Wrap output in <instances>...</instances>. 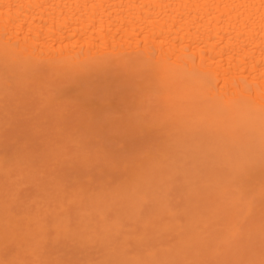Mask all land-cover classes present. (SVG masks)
I'll list each match as a JSON object with an SVG mask.
<instances>
[{"label":"bare ground","instance_id":"1","mask_svg":"<svg viewBox=\"0 0 264 264\" xmlns=\"http://www.w3.org/2000/svg\"><path fill=\"white\" fill-rule=\"evenodd\" d=\"M108 73L113 74V76L115 75L114 76L115 81L116 79L118 80V78H121V77L124 78L125 80L127 79L128 81H130L132 84H131V87L128 86V88H131V92L130 90H127L128 96H124L123 95L124 92L122 95L119 92L120 95L123 97L122 99L119 98L117 100V98L120 97V95L117 96L115 103L116 101H121V103L118 102V104L116 105L113 104L114 102L110 103V93L109 95L105 93V95H108L107 98H109V102L107 101L108 103H104V104L100 103L99 107L96 106L97 109L99 108L98 109L100 110L99 112L101 113L105 109L103 107H107L106 109H108L109 112L115 109H118L120 114L117 113V111L115 110L117 119L114 118V120L118 121V118H119V121L121 122L122 120V122L126 124V127L128 129L129 127L131 129V126L127 124V121H129L130 124L135 125L137 124V121L139 122L141 120H146V121H149L150 124L152 125L154 124L155 126H157V128L159 127V125L165 126L164 128L163 126L160 128L162 131L168 127H171L172 125L173 128H168L164 130L163 132L166 133L165 138H169L170 140H172V143L169 146H170V149L174 148V152H175L174 154L177 157V160H175L176 164H174L177 167L175 166L174 167L179 171L177 172L178 174L180 173L181 179L183 178L181 183L184 184L185 182V185L187 186L184 188L186 192L190 188L189 186H191L193 189L195 188L199 194L201 193V191L205 192L206 197H207L209 193L212 194L213 192L212 190L214 188L215 189L217 188V190H214V193H216L215 201L216 202L218 201V203L224 201L223 203H226V207H224L225 209H223V205L219 204L218 206L217 205L218 203L216 204V202L213 201L214 199L213 198L212 201L209 200L211 201L209 203L212 207L214 206L213 205L214 203H215V206L217 205L216 207L214 206L215 209H213V212L211 213L208 212L209 215L204 214V216L203 214L201 215L202 212L199 215L196 212L197 216L195 215V212H194V217H195L194 219L193 217H191L190 212H188L189 207L187 209L185 205L184 207L187 209V211H185L184 210L185 208H184L183 211L180 212L182 216H184V214L186 216L188 212L187 214L188 217H186L184 223L187 221V218L188 220L189 219L191 220V218L193 220H191L190 223L187 221L189 223V224L185 223V225L187 224L186 225L187 227H185L184 225V227L181 228L182 227L181 221L182 219L184 220V218L183 217L182 218L180 217V219L177 218L178 222L181 220L179 222L180 226H177V227L180 229V232H182L181 229L182 230L186 229V230L180 234V232H178L177 230V227L175 228V221L177 219L174 220L173 225H170L172 223L170 222L171 221L170 220L168 222L170 224L163 226V227L165 226L167 227L163 228L162 226H160L159 229L157 228L156 232L158 233L155 232L157 237L161 233L166 232V230H168V233L172 234L170 232V229H172V227L174 226V229H176L177 232L181 236H186L184 235V232L188 234L187 232V228H188V231L190 234L189 236L188 235L187 236L189 238H191L190 236L192 235L194 239L198 238L197 240H200L201 236H203V238L206 239L207 236H209L210 238L211 235L205 232L207 234L206 236L203 232H204V229L205 231H208L207 229H209V231L210 229H212L213 225L211 222H215V220H217V222L222 221L221 224L220 222L218 223L220 225H223L222 223L223 222L226 223L228 220V222L224 224V227L226 228V230L222 229L223 227L218 225L217 222L214 223L218 227L217 229H214L215 227H213L211 231L217 230V233L212 232L214 236H211V238L212 239L219 238L220 242L222 241L223 243L221 242L222 244H220L218 242V239H217V242L214 239L208 240V241H212V243L213 241H215L216 244L218 243L217 246L216 244H214L215 250L214 248L212 249L213 253L215 252V254L217 255V253L220 250L224 249V248L221 249L220 247L219 248L220 250H219L218 246L220 245L225 246V244H230V245L233 244L234 246L237 245L236 246L237 248L235 247L232 253H228V254L230 255L232 254V258L235 259L233 256L235 255V252L238 251L236 252V255L240 256L237 258L239 264H264V141H261L259 138H252L244 142V144L242 145H233L228 142L226 138V134L223 131V122L220 119L221 113L227 108H229L231 105L236 104V103H240V102L250 103L259 108H264V0H0V103L1 105L4 106L5 102L6 104L7 102L9 103L15 102L14 105L17 106L16 107L17 109H14L12 106L13 104H7V105H11V106H8L7 111L8 110L11 111L12 108H13L12 111L21 109L20 110V114H21L22 111L23 112L25 111L21 108L23 105L25 106L24 108L30 109V106L26 105V102L28 101V98H27L28 96L30 97L29 99H32L34 102L36 101L33 104H38L35 106L34 109L31 107L32 110L30 111V113H32L35 116V114L37 115V112L43 113L44 109H46L45 111L46 115L38 114L40 115L39 117H43V116H48V113H47L48 110H49V113L51 111V114L49 117L52 116L57 120L55 121L57 123L54 124L55 127L59 124V122H61L60 120H62V122H64L63 120L67 118H71V119L73 118V120H75L76 118L77 120H79L80 117L83 118L84 115H86L87 117L86 120L89 119L90 121L91 118L93 119L96 117L94 114L93 115L89 114V113H92L91 111L94 110L93 106H95V104L94 105L91 104L92 102L91 100H89L91 99L89 98V95L91 97L90 92L92 93L95 90V89L93 90L90 89L89 91V88H94V87H91L92 85H90V83L92 84V79L96 76H101L103 80L104 76H106L105 74H108ZM101 77L99 79H101ZM99 79H97L98 82H99ZM124 79H122V81ZM115 81L113 80V83H115ZM128 81H127V84H128ZM125 88L128 89L127 87ZM118 89L119 91L121 90L120 88ZM116 91L117 90L115 89L114 92L116 93ZM70 94L72 95L69 96ZM93 96H94V93H92V97ZM112 97L113 96H111V98ZM111 100L113 101V99ZM99 101L101 102V100ZM94 103H95V100H94ZM6 104H5V107H7ZM101 104H103V106H101ZM108 107H111L113 109L111 108L109 109ZM1 108L3 107L1 106ZM1 108H0V113H1V118H2V117H5L4 114L2 116V113L6 111V108H4L5 110L3 109L4 111ZM102 108L103 110L101 111ZM37 110H40V111H37ZM41 110L43 111L41 112ZM122 110L124 112L123 114H122ZM7 111L6 113L9 114L8 113L9 111L8 112ZM32 111H34L35 114ZM15 112H18V111H15ZM71 113L73 114L75 113L76 116L75 114L72 115ZM20 114L18 113V115ZM23 114H25V112ZM10 115L12 114L10 113ZM38 115L35 117H38ZM121 115L125 116V118L123 117L122 119ZM7 116L8 115H6V118H9V116L8 117ZM27 116H29L30 118V116L32 115L29 114ZM22 119L24 120L23 117ZM100 120L101 119H99V121ZM83 121L81 122L83 123ZM3 122H6V119H4ZM115 125L117 127V124ZM133 125H132L131 131L129 132L131 133V135H132L133 130L136 133L138 132L133 128L136 125L135 126ZM145 125H144V128L142 127V129L146 131V128L148 126L147 124ZM140 126L139 127L137 126V127L141 130ZM123 127H125V125ZM126 127L125 129L123 128L124 131L126 130ZM106 128H107V125H106ZM112 130H113V127H112ZM147 131L148 132L146 133L143 131L145 133V136L147 134L148 135L152 134L150 133L151 131L148 128H147ZM162 131L160 132L156 129V132L160 133V135L159 134L158 135L164 137ZM143 132H142V135L144 134ZM124 133L126 135L127 130ZM152 136L154 137V135ZM161 138L162 137H160L159 139L161 140ZM68 143L70 144V142ZM166 149H163V150H166ZM161 151L162 150L157 151V155H162L161 158L162 157L164 158L163 155H165L166 152L165 151L161 152ZM154 153H153V156H154ZM148 155L150 154H147L146 157L150 159L149 158L150 156L148 157ZM153 156H151V158H153ZM161 158L159 159L161 160ZM143 161H145V159ZM161 161L163 162L164 159H162ZM175 161H173V163ZM164 162H167V161H164ZM144 163H141L140 167ZM154 164L156 167L155 162ZM160 164L161 163L159 162V165ZM135 165L138 166V163H135ZM161 168H162V165H161ZM163 168H166V167L163 166ZM161 170L162 171H159V170L158 171L162 173L164 169H161ZM154 172L156 171L154 170ZM158 175L160 176L161 174H158ZM158 175L156 174L155 176L157 177ZM136 177L135 179H137ZM151 177H150V183H151L150 186L147 185L149 184V182L146 184L147 181L145 183H142L143 185L145 184V188L144 187L143 188H144V191H147L146 193L141 191L142 187L140 185L139 187L137 185L136 190L134 189L137 192L138 191L143 192V193L140 192L141 194L138 195L137 201L133 200L134 203H132V205L133 204L135 205V203L139 201L138 206H137L138 209L133 208L135 206L132 207V205L129 202L123 203L124 201L123 198L125 199L126 197L125 199L126 201L127 195H129L128 193H126L125 197L122 196V194L121 195L118 194V198L116 197V193H114L113 198L116 197L119 202L120 200L122 201L120 203L118 202L120 204V205L118 204V207L115 206L116 208H118V212H119V209L121 210V207H122L121 203L125 204V206L127 205V203H129L131 205V208L133 209V212H135L134 210H136L135 212L136 216L139 215V213L141 212L139 211L141 210V207L139 206L140 203L145 204L144 199H149V198L144 197L145 194H146L145 196H149L147 195V193H150V197L153 198V200H156L157 202V199H156L157 196H155L153 193V196L155 197L154 199V197L151 194L152 193L151 191L153 190H150V191L146 190L147 186L151 187L150 189H155V191L157 189V187L153 188ZM163 177L165 179L166 178L173 179V174L171 175L170 178L167 176V173H166V177L164 175ZM177 179H178L177 177L176 179L174 178L175 181ZM162 181L164 183V180ZM183 184L182 186H185ZM113 188H115V186ZM162 188L164 189V187ZM93 189H95V187ZM97 189L99 188H96V190ZM55 190L56 189H54V195H55ZM74 190L76 189H73V191ZM119 190L120 189H118V191ZM170 190L173 191V188ZM161 191L159 194L157 190V194H159V196L163 194V192ZM63 192L65 194L66 191H63ZM104 193L106 192H102V194ZM91 194H87V195L91 196ZM176 194L177 193H175V196ZM178 194H180V192ZM74 195L76 196V193H74ZM110 195L111 197L113 196L112 194ZM58 196L57 198L59 199V201H61L60 194ZM71 196L72 195H70V197ZM95 196L93 198H95L96 200ZM120 196H122L123 198H121ZM201 196H200V199L203 198ZM111 197H109V200L112 199ZM128 197H130V199H133L131 195H129ZM165 197H166V194H165ZM209 197H211V195ZM51 198H49V200H51ZM116 198L114 199V201H116ZM66 199L67 198H65L64 200ZM71 199H70V202H71ZM182 199L185 200L187 199V197L184 198L182 196ZM207 199L205 200L207 201ZM159 200L161 202L160 198L158 199V201ZM194 200L196 202L195 203L196 205L202 201L201 200L200 202L197 203V200L195 198L193 199V201ZM51 201L48 202L50 203V206L51 204L54 203L53 202L54 200L52 202ZM67 201L68 202L66 204H69L70 202L68 199ZM79 201L81 200L79 199ZM92 201L93 200H91V202ZM111 201L112 200H110V203ZM162 201H165V200H162ZM45 202H43L44 206H45ZM97 202H99L98 198H97ZM165 202L163 203V205L166 206V208L163 205L158 204L163 210L161 211V216L164 211H166L167 213V210L169 211L171 209L170 208L171 206L167 207L166 205L168 203L167 200ZM8 203L10 204L9 201ZM110 203L108 204L110 205ZM63 204L65 205V201ZM204 204L207 205L206 207L210 208V205L208 204V202H205ZM171 205L172 207H174L173 204ZM62 206L63 205L60 204L61 209L59 208L58 209L60 211H62V209L63 211H65L64 208L66 207V205L65 207L63 206L64 208ZM144 206H142L143 210H144ZM219 207L220 208L222 207L221 210ZM204 208L205 207L203 206V209ZM217 208H219V210ZM126 209L127 207L123 208L122 210V214H124V216L126 215L125 213H127ZM155 209L157 210V208ZM35 210H39L38 206L35 207ZM68 210L69 209H67V212L71 214V211L69 212ZM74 210H76V208ZM205 210L207 212L208 209L205 208ZM214 210L216 211L218 210V212ZM137 211H138V214H137ZM184 211L186 213H184ZM5 212H7L6 209H5ZM32 212L33 210L30 212V216L33 215ZM79 212H81V210H79ZM133 212L130 213L129 211L130 214H133ZM147 212H148V208H147ZM157 212L159 213V216H160V211H157ZM171 212L172 210L169 211L168 213L170 214ZM220 212H221V216L219 215ZM222 212H224V214ZM37 213L39 214V211ZM141 213L143 214V212ZM225 213L226 214L229 213V215H226ZM27 214L29 216V212ZM64 214L66 215V213ZM83 214L85 215L84 212L79 214V217L80 215H82L83 217L81 219L84 221L85 218ZM109 214L110 212L107 214L109 217L110 215L112 216V214L110 215ZM61 215H62V212H61ZM61 215L59 216L58 214L59 219L60 217L63 218ZM103 215H104V212H99L97 215L98 219H96L97 216H95L96 217L95 219L97 221L94 219L95 220L94 222H92L93 219L90 220L88 218L87 221L85 220V222L78 221L76 223L78 224H80L81 222L84 223L83 227L86 230L91 231L89 232L90 235L88 234L87 236L88 241H92L91 243L95 244V241L97 239L101 241V239L104 238V241L102 240L101 243H102V246L105 245L106 247V244L108 243V239H110V238L105 239L107 231H110V228H113V231L111 229L113 233L111 234V231H110L109 233H107V236H112L114 234V237H115V233L118 230V228L119 230H121L122 227L126 228V225L124 224L125 226H121L120 228L121 220L119 222L116 221L118 220L117 218L119 217H116V220L114 219V221L111 219L112 220V222L110 221L111 223L109 221L108 223L107 222L105 223L106 218L104 219L105 216ZM174 215H176V211L174 212ZM16 216H19V215H16ZM28 216H27V220H29V222H32L30 221ZM40 216H42L41 213H40ZM72 216L73 215L71 214V217ZM140 216L139 217L137 216V218L140 219ZM145 216L147 215L145 214ZM159 216L157 214L156 218H158ZM232 216L234 218L239 217L240 224L238 223L239 224V225L237 224L238 226H236V221H234ZM90 217L93 218L94 215L92 216L90 215ZM19 218L21 217L20 216L18 217V221H17L18 223L20 220ZM49 218L51 221L50 223L51 225L52 223H54L52 221L56 220L55 219L56 217H54V220H53V218H51V215H50ZM49 218L47 219L46 217L42 220L40 219V222L42 221L44 222L45 220L47 221L49 220ZM160 218H158L160 221L162 220L164 221L165 218L170 219L171 217L170 218L164 217V214H163L162 220ZM210 219L212 220L210 221ZM24 220H25V223L27 224L26 219ZM125 220L127 221L128 219L125 218ZM148 220H149L148 222H152L156 219L154 217L153 219L151 220L148 219ZM57 221L56 223H59V221L58 222ZM90 221L92 222L93 226L97 225L96 222H98L97 226L99 227V230L98 229L92 230V227H90V225L87 227L86 224L88 225ZM132 221L133 223L134 221L137 222L135 219H133ZM209 221L211 223L210 226H212L211 228H209V225L207 224L209 223ZM17 222H14V223H17ZM35 222L37 223V220L33 221L34 224ZM40 222L38 223L39 225H40ZM122 222H123V219H122ZM141 222L142 221L140 220L139 223L141 224ZM2 223L3 224L6 223L8 228L10 229L8 222L4 221ZM65 223H66L65 225H67V222ZM117 223H119V225H117ZM11 224L12 223H10V225ZM149 224L150 223H148V227L149 226L152 227V224L150 225ZM158 224L157 226H159ZM21 225L25 228L29 226L31 228L32 226V224L29 226L28 225L24 226V223L22 222H21ZM21 225L14 224L13 226H11V227H14L15 229L16 237L17 236L19 237L20 233L19 235H17L19 231L16 232L17 229L15 227L18 228V226H20L21 228L22 227ZM39 225L38 227L36 225L35 227L32 226L33 228H35L34 230L37 231V233L34 231V233H36L35 234L36 236L33 235L34 237H37V235H40L38 233H41L42 231H43L41 233L42 235L43 233H45L44 232L45 228L42 229L43 225L42 227H40L41 229L39 228ZM65 225H62L63 227H61L60 225V228H59L61 232L63 233H60L58 228H57L58 230L55 229L56 236L58 235L59 237L61 235L62 239L66 233L65 231L69 229L68 226H66V229H65ZM109 225L112 227L109 228ZM188 225L191 226L190 227L191 230H189ZM47 226L48 224H46V227ZM133 226L135 227L136 225H131L130 228H134ZM200 226H201V229L202 227L205 226L202 229L203 231L200 230ZM142 227H143L142 235L143 234L148 235L149 233L145 232V231L148 232V230L145 229L144 225H142ZM36 228L40 229L41 231ZM54 228L52 227V229ZM61 228L62 229L64 228V229L62 230ZM125 228L123 230L127 231L125 230ZM135 228H134L135 231L139 230L137 227ZM139 228L141 230V227ZM162 228L164 231L163 230L160 231V229ZM2 229H0L1 235H2V238L0 235V240H1V243L4 244L3 242L7 239H5L6 237L3 235L6 232V230L8 231L9 229H6L4 233L2 232L3 231ZM198 229L200 231L196 232ZM221 229L223 233L224 232L225 233L224 234L222 233L223 237L220 238L219 235L221 233H219L218 235V231H221ZM94 230H96V232L97 231L101 232L102 230V233L104 232L105 234H103V237L100 239V237L102 236V233L101 234L99 233L100 237H98V235L95 236L93 235V234H96ZM22 231H24V229H22ZM57 231L59 232V234H57L58 233ZM79 231H82V230L79 229ZM137 231H136V234L139 236L138 237L136 235L137 239L139 238L140 241L141 240L143 241V243L145 241L146 243L149 242L147 237L144 238V235L140 236L139 234L141 232L138 234L139 231L138 232ZM52 232L54 233V231ZM69 232H71V230ZM118 232L116 236H118ZM21 233H24V232H21ZM71 233H73V231ZM121 233L123 232L120 231V234ZM133 233L134 232L132 233L130 232V234L128 233V235L131 236V234L133 235ZM215 233L217 234V237ZM5 235L8 236V233L7 234L5 233ZM125 235L123 234L124 239H122L121 241L123 243V246H124V243H126L125 240L128 239V237H125ZM92 236L95 238H93ZM162 236H163L162 237V240H163L164 235L162 234ZM173 236L174 234L172 235L171 240H173L172 239ZM181 236H179L178 239L181 238L180 239L181 241L180 240L179 241L181 242V249H182L183 247L182 243L184 242V240L182 239ZM114 237L112 236V238ZM120 237H117V240H119L118 238ZM133 237H135V235L132 236L131 239H134ZM140 237H143V239ZM153 238H156V236ZM58 239L59 238H57L56 240ZM93 239H96V240H93ZM225 239L227 243L225 242ZM67 240H70V239H67ZM159 240L161 241V238ZM134 241L136 242L135 239ZM153 241H151V244L153 243ZM185 241L188 242L189 241L188 238L185 239ZM121 242L119 243L121 244ZM127 242L129 243V241ZM141 242L140 243L138 242V245L139 244L142 245L143 243ZM180 242L177 244H180ZM1 243L0 245L2 246ZM194 243L195 242H191V244H194ZM191 244L189 242L190 248H191ZM126 245L127 244H125V247ZM176 245L174 247H176ZM84 246L86 247V245ZM123 246L121 247L122 252L118 249L121 254H119L117 250V254L119 256L121 255L120 257L117 256L116 253L114 254V251H112L113 253L111 252L116 257L115 259L117 261L114 260L115 263L117 262L116 264H119V263L130 264V262L128 260H126L127 261L126 262L124 258L125 256L129 257L131 255H128V253H126L127 255H125L124 253L125 250L123 251L124 249ZM205 246H204V249L206 248ZM8 247H9V244H8ZM156 247L158 249L159 247L162 248L163 244L162 246L160 244V246H156ZM172 247L170 246L168 248L165 245L161 252L157 251V253H160V255L154 254L153 251H151V249L149 248L150 251H148V254H146L147 252L145 253L144 251L143 257H140L139 255L138 256L139 258L138 257L135 258V256L133 255L132 259H136V260H134L132 264H178L179 260L177 261L176 257L174 258L172 257L171 254L168 253V252H173V250L171 249ZM198 247H201V246L199 245ZM110 249H112V247ZM150 252L151 254H149ZM179 252H180L179 254L180 256L183 255L181 254V251ZM185 252L186 251H184L183 253ZM195 252L196 251H193L192 254L194 255ZM108 253L110 255V252ZM208 253H209V250H208ZM176 254L178 255V253ZM205 254H207L206 251L203 256H205ZM122 255L124 258L122 257ZM136 256H137V253H136ZM24 257H27V256H24ZM24 257L22 259L26 260ZM117 257L120 260H118ZM1 258H0V261L1 260L3 261V259ZM20 258L17 260L19 261ZM218 258H221V257H218ZM37 259L38 257L37 258L34 257L35 261ZM101 260H99L98 263H101L100 262ZM197 260H199L198 257H197ZM11 261L13 260L11 259ZM27 261H29V258ZM183 262L185 261L183 260ZM19 263L21 264V261ZM14 264H16V261ZM27 264H30V263H27ZM31 264H33V262ZM45 264H47V262ZM183 264H186V263H183ZM222 264H225V263H222ZM229 264H233V262Z\"/></svg>","mask_w":264,"mask_h":264},{"label":"rangeland","instance_id":"2","mask_svg":"<svg viewBox=\"0 0 264 264\" xmlns=\"http://www.w3.org/2000/svg\"><path fill=\"white\" fill-rule=\"evenodd\" d=\"M110 74L109 73L105 74L106 76H104L103 80H102L101 76H96V77H94L95 79L91 78L92 79V84L90 83V85H92L91 87H94V88H89V87L88 88H89V91H90V89H92V90L95 89V90L92 92V93H94V96L92 97V93L90 92L91 97L89 95V98H91V99H89V98L88 99L91 100L92 103L91 102L90 103L93 104V105L95 104V106H93L94 110L91 111L92 113H89V114L90 115L94 114L96 117L92 119L91 116H90V118H91L90 121H89V119L86 120L87 117H86V115L83 114L84 117L83 118L80 117L79 120H77L76 118H75V120H73V118L72 119L71 118H67V119L63 120L64 122H62V120H60L61 122H59V124L57 125L58 127L57 126L55 127L54 124L57 123V122H55L57 120L54 117H52V116H51L52 118L49 117L50 114H51V111L49 113V110H48V112H47L48 116H43L42 115L43 117H39L40 115H38V114L46 115V112H45L46 109H44V111L41 110V112L43 111V113H40V112L38 113L37 112L38 117H35L37 115L35 114L34 111H32V112L35 114V116L32 113H30L32 108L34 109L35 106L38 105V104H33L36 101L34 102L32 99H29L30 97H28V96H27L28 101L26 102V105H29L30 109L29 108H24L25 107L24 105L21 107L23 110H25L24 111L25 114H23L24 113L23 111L20 114V110L21 109L12 111L13 108L17 109L16 108L17 106L14 105L15 102H11V103L7 102V104H13L12 105L13 108H12L11 111L8 110L9 112L7 111V108H8V106H11V105H7L6 102H5V104L7 106V107H5L4 103H2V104H4V106L1 105V103H0V105L3 107V108H1V106H0V108L2 110L4 108H6V111L9 113V114H7L6 111H4L5 110L4 109L3 110L4 113H2V116L4 114L5 117H2V118H1V113H0V210L2 212V213L0 212V218L2 217L0 219V224H1L0 225V229H2L4 227L2 229L3 233H4V231L6 229H9L6 223H4V224L2 223L4 221L8 222V225L10 226V229H9L10 231L6 230V232H5L6 234L8 233V236L5 235V233L3 235V236L6 237V238L5 237L4 238L7 239V240H5V241L2 240V241H4L3 242L4 244H2L1 240H0V243L2 244V246L0 245L1 246L0 247V256L2 258L1 257L0 258L3 259V261L1 260L0 263L1 264H4V263L5 264H14L15 261H16V264L17 263L20 264L19 262L21 261V264H25V263L26 264L27 263L31 264L32 262H33V264H36V263L37 264H45L46 262H47V264H51V263L52 264H85V263H87V264H91V263H93V264H103V263L104 264H107V263L108 264H116L117 262L116 263L114 262V260H116L115 259L116 257H115V255L112 254L113 253L112 251H114V254L116 253V255L119 256L117 254V250L119 249L121 251V247L123 246V243L121 241H122V239H124L123 238V234L125 235V233H126L125 237H128V239L125 240L126 243H124L123 251L125 250V252H124L125 255H127L126 253H128V255H131L132 257L131 256H129V257L125 256V258H124L123 255H122V257L125 259V261L128 260L130 262V264H132L133 261L136 260V259H132L133 255L135 256V258L138 257L139 255H140V257H143L144 256V251H145V253L147 252L146 254H148V251H150L149 248L151 249V251H153L154 254L160 255V253H157V251L161 252L165 245L168 248L170 246L172 247V245H173V247L171 248L173 250V252H168V253L171 254L172 257H174V258L176 257L177 261L179 260L178 264L179 263L180 264H183V263H186V264H222V263L229 264V263H232V262H233V264H235V263L239 264L237 258L240 257V256L236 255V252H238V251H236L235 255L233 256L235 259L232 258V254L231 255L228 254V253H232L233 249H235V247L237 245L236 246H234L233 244L232 245L225 244V246L220 245L223 242L221 241L222 242L221 243L220 239L216 238L217 237V234H216L217 230L216 231L215 230L211 231L213 229V227H215L214 229H217V227H218L216 224H214V223L217 222V220H215V222H211L213 227L210 226L211 225L210 221L213 218L210 219L209 223H207L209 225V228L212 227V229H210V231H209V229H207L208 231H205V229H204L203 233L206 236H207V234H209L211 236H214L213 233L216 232L215 233V235H216L215 238L216 239H214V238L213 239L216 242H217V239H218V242L220 243L219 244L220 246H218V249L220 247H221V249L224 248L222 250L219 249L220 250L219 252L217 251L219 254L217 253V255H216L215 252L213 253V251H212L213 248L215 250L214 244H216V242L213 241V243H212V241H208V240H213L211 238V236H210V238H209V236H207V238H209V239H207V238L205 239V238H203V236H201L200 240H197L198 238L194 239V237H192V235L190 236L191 238H189L188 236H189L190 233L188 231V228H187L188 234L186 232H184V235H186V236L188 235L187 236V238L189 240L188 242L185 241V239H187L186 236H181L180 235L183 231L186 230V229L185 230L181 229L182 232H180V229L177 227V226H180L179 222L181 220L178 222V219H180V217L184 218V220L182 219V221H181V223H182L181 224L182 225L181 228H183L185 223H188V222L190 223L191 220H193L195 218L194 217V212H195L196 216H197V213L199 215L201 212H202L201 215L203 214V216H204V214L205 215L208 214V212H210V213L213 212V209H215L214 208L215 203L213 204L214 206L212 207L209 202H211L213 198H214L213 201H215V197H216L215 194L216 193H214V190H217V188L216 189L214 188L212 190L213 191L212 194H214V195L209 193L207 195V197H206L205 192L201 191V193L199 194L196 191V189L195 188L193 189L191 186H189L190 188L186 192V190L184 188L187 187V186L185 185V182H184V184L181 183L183 178L181 179L180 173L178 174L179 171L175 168L177 166L174 165V164H176L175 160H177V157L174 154L175 153L174 152V148L171 147L173 149H170V146H169L172 143V140H170L169 138H165L166 137V133L163 132L164 130H166L168 128H173L172 125H171V127H168V128H166V129H164L162 131L160 128L163 125L162 126L159 125V127L157 128V126H155L154 124L153 125L150 124V122L146 121V120H141L139 122L137 121L138 125L135 124L136 126L133 125V124H130L129 121H127V124L129 126H131V129H132V125H133V126H135L133 128L136 131H138L136 133L133 130L134 132L132 131V135H133L132 136L131 133H129L131 131L129 126H128L129 129H128L126 127V124L123 123L122 120H121L122 123L119 121V118H118V121L114 120V118H116V114H115L116 111H117V113H119L118 109H115L116 111L113 110V111L109 112L108 109H106L107 107H103L105 109L103 110V108H102L101 111L102 110L103 111L101 113L99 112L100 110H98L99 108L97 109L96 106L99 107L100 103H103V104L104 103H108L109 102V98H107V97H108L109 93H110V103L114 102L113 104L116 105V104H118V102L121 103V101H116V103H115V100H116L117 96L120 95V93L122 95L123 92H124L123 95L124 96H128L127 90H130V92H131V88H128V86L131 87V84H132L130 81H128L127 79L125 80L124 78L121 77L124 80L122 81L121 78H118V80L116 79V81H117L116 82L115 78H114L115 75L113 76V74H111V76H110ZM107 76H108L109 79L107 78ZM100 77H101V79H99ZM91 79H90V81H91ZM97 79H99V82H98ZM113 80L115 81V83H113ZM127 81H128V84H127ZM122 82H124V83H122ZM116 85L117 86L120 85V86L117 87ZM125 87H127L128 89H126ZM118 88H120L121 90L119 91ZM115 89L117 90L116 93L114 92ZM99 90L101 92H103V93H101ZM125 90H126V92H125ZM95 93H96V95H95ZM105 93H107L108 95H105ZM71 95L72 94H70L69 96H71ZM121 95H120V97L117 98V100L119 98L122 99L123 96H121ZM111 96H113V97L111 98ZM111 99H113V101ZM94 100H95V103H94ZM99 100H101V102ZM103 101H105V102H103ZM103 104H101V106H103ZM108 108L110 109L111 107H108ZM26 109L29 110V111H27ZM111 109H113V108H111ZM15 111H18V112H15ZM37 111H40V110H37ZM13 112H15V113H13ZM28 112H29L30 115H32V116H30V118H29V116H27V115H29ZM10 113L12 115H10ZM18 113L20 115H18ZM103 113H104V115H103ZM123 113L124 112L122 110V114ZM5 114L8 115L9 118H6ZM71 114L74 115L75 113L74 114L71 113ZM17 115L19 116V118H18ZM75 116H76V114H75ZM22 117L24 118V120L22 119ZM123 117L125 118V116H122V119H123ZM12 118H13V120H12ZM107 118H108V120H107ZM4 119H6L7 123L3 122ZM51 119H52V121H51ZM53 119H54V121H53ZM99 119H101V120L99 121ZM68 120H70V121H68ZM66 121H68V122H66ZM73 121H74V123H73ZM81 121H83V123ZM48 122H50V123H48ZM61 123L62 124L64 123V124L62 125ZM144 123L147 124V126H148L147 128L151 131L150 133H152V134H149V135L147 134L145 136V133L148 132V131H147V128H146V131L142 129V127L144 128V125H145ZM115 124H117V127H116ZM141 124H143V125H141ZM106 125H107V128H106ZM113 125L115 126V128H114ZM124 125L126 127L127 134L129 133L128 134L129 136L127 134L125 135V133H124L126 131V130L125 131L123 130V128L125 129V127H123ZM137 126L138 127L140 126L142 131ZM112 127H113V130H112ZM164 127L165 126H163V128ZM155 128L158 131H160V132L162 131L164 137L163 136H159L160 133L156 132ZM114 129H115V131H114ZM142 132L144 133L143 135H142ZM152 135H154V137ZM149 136H151V137H149ZM157 136L159 138L162 137L161 140ZM167 137H168V135H167ZM68 142H70V144ZM162 142L164 143V145H163ZM165 146H167V147H165ZM162 148L163 149L167 148V149L163 150ZM156 150L157 151L162 150L161 152L165 151L166 154L164 153L165 154V155H163L164 158L163 157L161 158L162 155H157V151ZM153 153H154V156H153ZM147 154H150V155H148V157L150 156L149 157L150 159H148L146 157ZM156 155H157V157H156ZM151 156H153V158H151ZM52 158H54V159H52ZM155 158H157L158 160L155 159ZM159 158H161V160L164 159V161H167V162L163 161L165 163L164 164ZM144 159H145V161H143ZM54 160H56V161H54ZM137 160H139V161L141 160L142 162L141 161L139 162ZM168 160L171 161V162H169ZM173 161H175V162L173 163ZM154 162L156 163V167L159 165V162L161 164L156 168ZM168 162L171 163V164H169ZM135 163H138L139 167L137 165H135ZM141 163H144V164L140 167ZM52 164H54V165H52ZM161 165H162V168H161ZM163 166H165L166 168H163ZM161 169H164L162 173L159 172V171H162ZM147 170H148V172H147ZM154 170L156 172H154ZM167 170H168V172H167ZM142 173H144V174H142ZM166 173H167V176L169 178L173 174V179L172 178L171 179H168V178L165 179L163 177V175L166 177ZM156 174L157 175L161 174V175L160 176L158 175L156 177L155 176ZM134 176L135 177L137 176L136 177L137 179H135ZM150 177H151V182H152L153 188L157 187L156 191H155V189H150L151 187H148L151 184L150 183ZM176 177L178 179L175 181L174 178L176 179ZM162 180H164V183H163ZM169 180H170V182H169ZM161 181H162V183H161ZM145 182H146V184L149 182V184H147L148 185L147 186L148 189L146 188V190H149V191L153 190V191H151L152 192L151 194L153 196V193H154V195L157 196L156 197L157 202H156V200H153V198L150 197V193H147V195H149V196H145L146 195L145 194L144 197L145 198H149V199H144L145 200L144 201L145 204L140 203L139 206L141 207V210H139V211L143 212V214L140 212L139 215H137L138 217L141 215L140 219H139L136 216V213H135L136 210H134L135 212H133V209L131 208V205H132V203H134L133 200L137 201L139 194H141L143 192H145V193L147 192V191H144L145 184L144 185L142 184V183H145ZM127 183H128V185H127ZM54 184H55V186H54ZM115 184H117V185H115ZM171 184L173 185V187H172ZM182 184L185 185V186H182ZM137 185H138V187H139V185L142 187L141 191H143V192L135 191L137 189ZM114 186H115V188H113ZM94 187H95V189H93ZM162 187H164V189ZM171 187L173 188V191L170 190V189H172ZM50 188H51V190H50ZM63 188H65V189H63ZM96 188H99V189L96 190ZM102 188H104V189H102ZM54 189H56L55 190V195H54ZM73 189H76V190L73 191ZM113 189H114V191H113ZM116 189H117V191H116ZM118 189H120V190L118 191ZM157 190H158L159 194H160V191L162 190L161 192H163L164 195L162 194V195L159 196V194H157ZM63 191H66L65 194H64ZM178 191L180 192V194H178L179 193ZM194 191H196V192H194ZM50 192H52V193H50ZM91 192H92V194H91ZM102 192H106L107 194L106 193L102 194ZM210 192H211V190H210ZM215 192H217V191H215ZM74 193H76V196L74 195ZM114 193H116V197L117 198H118V194H120V195L122 194V196H124V197L126 196V193L131 195V197H133V199H130V197H128L129 195H127V200L128 201L127 200L125 201L126 197L124 199L122 196H120L125 201V202L123 201V203L129 202L131 205L129 203H127V205L125 206V204L121 203L122 207H121V210L119 209V212H118V208H116L115 206L118 207V204L120 202H122V201L119 199L120 200V202H119L116 197H115L116 201H114V199H115V198H113L114 197ZM175 193H177L176 196H175ZM57 194L58 195L60 194L61 201H59V199H58L59 196ZM87 194H91V196H88ZM110 194H112L113 196L111 197ZM165 194H166V197H165ZM70 195H72L71 196L72 199H71ZM189 195H191V196H189ZM210 195H211V197H209ZM57 196H58V198H57ZM63 196L65 198H67L69 200V202H70V199H71V202L69 204H66L68 201H67V199L64 200L65 198ZM94 196L96 197V200H95V198H93ZM136 196H137V198H136ZM182 196L184 198L187 197L188 200L187 199H185V200L182 199ZM200 196L203 197L204 199L203 198L200 199ZM109 197L112 198V199H110V200H112L111 203L113 201L115 202V203L113 202L114 204L110 203ZM158 197L161 199V202H160V200L158 201V199H159ZM49 198H51L52 201L54 200L53 201L54 203L51 204V206H50V203H48V202L51 201V200H49ZM97 198H98L99 202H97ZM194 198L197 200V203L202 200L200 202L201 205H200V203L196 205L195 204L196 203L195 200L193 201ZM6 199L10 202V204L8 203V201ZM79 199L82 202L79 201ZM90 199L93 200V201L91 202ZM154 199H155V197H154ZM199 199H200V201H199ZM205 199H207V201ZM63 200L65 201V205H66L67 208L63 204L64 203ZM162 200H165V201L167 200L168 203L166 205H167V207L171 206L170 207L171 209L169 208L170 209L169 211L172 210L173 213L171 212L169 214L168 213L169 211L167 210V213H166V211H164L162 213V216H161V211H163V210L161 209V207L158 204L163 205V203L165 201H162ZM209 200H211V201H209ZM73 201H74V203H73ZM85 201H87V202H85ZM94 201H96V202H94ZM5 202H6V204H5ZM43 202H45V206H44ZM155 202H156V204H155ZM205 202H208V204L210 205V208L206 207L207 203L204 204ZM223 202L218 203V201H217L216 204L218 203L217 204L218 206H219V204L220 205L222 204L223 205V209H225L224 207H226V203H223ZM75 203H77V204H75ZM97 203H98L99 206L97 205ZM108 203H110V205ZM138 203H139V201L136 202L135 205L133 204L132 207L135 206L133 208H137L138 209V207H137ZM60 204H62L65 207L64 208L62 206L65 209V211H63V209H62V211L59 210V209H61ZM171 204H173L174 207H172ZM185 205H186L187 209L189 207L188 212H190V215H191V217H193V219L190 217L191 220L190 219L188 220V218H187L188 222L186 221L184 223L186 217H188L187 216L188 212H187L186 216H185V214H184V216H182L180 212L183 211V209L185 208L184 207ZM36 206H38L39 210H35ZM53 206H54V208H53ZM142 206H144V210H145L146 213L144 212ZM203 206L208 209L207 212H206L205 208L203 209ZM4 207H5L7 212H5ZM55 207H57V208H55ZM126 207H127V209H126L127 213H125L126 215L124 216V214H122V210H123V208H126ZM164 207L166 208V206H164ZM75 208H76V210L77 209L78 210L77 211L74 210ZM147 208H148V212H147ZM155 208H157V210ZM186 208L184 209L185 211H187ZM219 208H217V209L219 210ZM221 208H220V210H221ZM67 209H69L68 210L69 212L71 211V214L73 215L72 216L73 218L71 217V214L67 212ZM158 209H160V210H158ZM211 209H212V211H211ZM32 210H33V212H32L33 218H32V216H30V212ZM79 210H81V212H79ZM218 210L217 211L214 210V211L218 212ZM38 211H39V214L37 213ZM97 211L104 212V215H103V216H105L104 219L105 218L107 219V220L105 219V223L106 222L108 223V221L112 222V220L113 221H114V219L116 220V217H119V218H117L118 220H116V221L119 222L121 220L120 221V228H121V226H125L126 225V228L125 227L124 228L127 231H124L123 227L121 228V230H119V228L117 227L118 230L117 231L115 230L116 231L115 237H114V234L112 235L114 238H112V236H107V233H109L111 231V229L113 231V228H110L112 226L109 225L110 231H107L105 239H108V238H110V239H108V243L106 244V247H105V245L102 246V243H101L102 240L104 241V238H102V237H103V234H105L104 232L102 233V230H101V232L97 231L98 233L96 232V230H94V232L96 234H93V235H95V236L98 235V237H100V234L102 233V236L100 237V239L102 238L101 241L99 239H97V240L93 239V240H96L95 244H94V243H91L92 241H88L87 240V236H88L89 232H91V231L90 230L88 231V230H86L83 227L84 223H82V222H85V220L87 221L88 218L90 220L93 219L92 222H94L96 219H98L97 215H98L99 212H97ZM129 211H130V213L133 212V214H130ZM157 211H160L161 218H160L159 213ZM175 211H176V215H174ZM185 211H184V213H186ZM28 212H29V216L27 214ZM61 212H62V215H61ZM77 212H78V214H77ZM82 212H84L85 215H86L85 216L83 214L84 218H85L84 221L81 219L83 217L82 215H80V217H79V214H81ZM109 212H110V214H112V216L109 214L111 218L107 215ZM40 213H41V215L43 217L40 216ZM53 213H55V214H53ZM64 213H66V215ZM154 213H156V214H154ZM222 213L224 214V212H222ZM10 214L12 215V217H11ZM34 214H36V215H34ZM58 214H59V216L61 215L63 217V218L60 217L61 220L59 219ZM117 214H118V216H117ZM137 214H138V211H137ZM145 214L147 216H145ZM157 214L159 216L158 218H160L161 220H162L163 214H164V217H169V218L171 217V218L170 219L165 218L164 221L162 220L163 221L162 222L158 218H156ZM4 215H5V217H4ZM16 215H19L21 217V218H19L20 219L19 223L17 222L19 216H16ZM50 215H51V218H53V220H54V217H56L55 218L56 220L52 221L54 223H52L51 225H50L51 221H50V218H49ZM68 215H70V216H68ZM90 215L91 216L94 215V217L91 218ZM219 215L221 216V212L219 213ZM226 215H229V213L226 214ZM27 216L29 217L30 221H32V222H29V220H27ZM95 216H97V218ZM46 217H47V219L49 218V220H47V221L45 220L44 221L45 223L43 221L40 222V219L42 220V219H44ZM132 217L136 221L139 219L138 221L140 222V220H141L142 221L141 224L138 221L137 222L134 221V223H133ZM152 217L153 218L155 217V219L157 221L154 220L152 222H148L149 221L148 219H150V220L153 219ZM7 218H8V220H7ZM125 218L128 219L127 220L128 222L125 220ZM232 218L234 219V221H236V226H238L240 224L239 223V217L238 218H236V217L234 218L232 216ZM24 219H26L27 224L25 223ZM57 219H58L60 224L56 223ZM122 219H123V222H122ZM175 219H177L175 221V228L177 227V230H178V232H180V234L177 232L176 229H174V226H173L172 229H170V232L172 234L168 233V230H166V232L160 234L161 236L159 235L160 237L159 236L157 237V235H156V233H158V232H156L157 228L159 229L160 226L163 227L164 225L170 224V223H168L170 220H171L170 222H172L170 225H173ZM36 220H37V223L35 222V224H34L33 221H36ZM78 221H82V222L80 224H78V223H76ZM124 221L129 223V224L125 223ZM165 221H167V222H165ZM14 222H17V223H14ZM21 222L24 223V226L25 225L29 226V225L32 224V226H34V227H35V225L38 227V225H39L38 223L40 222L39 228L42 227V225H43L42 229L45 228L44 229L45 233H43V235H42L41 234L43 232L42 231L41 233H38L40 235H37V237H34L33 235H35L37 233V231L34 230L35 228H33L32 226H31V228H30V226L25 228V227H23L21 225ZM65 222H67V225H65L66 224ZM92 222L90 221V223L88 225L86 224V226L88 227L90 225V227H92V230L93 229H98L99 230V227L97 226L98 222H96L97 225H94V226L92 225ZM154 222L155 223L158 222L159 224L158 223L157 224L159 226H157V224H155ZM218 222H220V224H221L222 221H218ZM218 222H217V224L220 225ZM227 222H228V220H227ZM10 223H12V224L10 225ZM148 223L152 224V227H150V226L148 227ZM226 223L223 222L222 223L223 225H220L221 227H223L222 229H224V230H226V228L224 227V224H226ZM232 223H234V222H232ZM14 224L15 225L16 224H20L22 226L21 228H20V226H18L19 230H18L17 227H15L17 229L16 232L19 231L17 235H19V233H20L19 237L18 236L16 237L15 229H14V227H11ZM46 224H48L47 227H46ZM56 224H58V225H56ZM113 224H114V222H113ZM53 225L55 226V228H54ZM60 225H61V227H63L62 225H65V229H66V226L69 227V229L67 231H65L66 233L64 232L65 233V235H64L65 238L63 237V239H62L61 235L59 237H58V235L56 236V230L55 229H57V228L59 229ZM74 225H75V227H74ZM117 225H119V223H117ZM131 225H136L135 227H137L139 229L138 230L139 232L136 230L138 232V234L141 232L139 235L140 236L144 235V238L147 237L149 242L146 243V241L144 240L145 242L143 243V241L141 240L142 241L141 242L139 238H138L139 239V241H138V239H137L138 235L136 234V231H135L136 228L134 226L133 227L135 229L134 228H130ZM142 225H144L145 229L148 230V232L144 230L146 233H149L148 235L147 234H143L142 235V231H143ZM186 225H185V227H187ZM52 227L54 229H52ZM139 227H141V230H140ZM165 227H167V226H165ZM165 227H163V228H165ZM190 227L191 226H189V230H191ZM204 227H202V229ZM74 228H76V229H74ZM109 228H108V230H109ZM163 228L160 229V231L163 230ZM22 229H24V231H22ZM36 229H38V228H36ZM40 229H38V230H40ZM49 229L54 231V233L52 231H50ZM79 229H81L82 231H79ZM202 229H201V226H200V230H202ZM222 229H221V231H222ZM70 230H71V232L73 231V233L69 232ZM151 230H153V231H151ZM171 230H173V231H171ZM200 230L198 229L196 232H198ZM34 231L36 233H34ZM112 231H111V234L113 233ZM120 231L123 232V233L120 234ZM221 231H218V235H219V233H221L220 234L221 236L219 235L220 238L223 237V235H222L223 231L222 232ZM21 232H24L25 234L21 233ZM59 232L63 233V232H61L60 229H59ZM59 232L57 234H59ZM117 232H118V236H116ZM130 232L131 233L134 232L133 235L132 234H131V236L128 235V233L130 234ZM190 232H192V231H190ZM205 232H207V234ZM9 234L11 235V237H10ZM80 234H82V235L84 234L83 237ZM162 234L164 235V239L163 240H162V237H163ZM173 234H174V236H173L172 239L173 240L175 239L174 241L171 240V237H172ZM0 235H1V231H0ZM134 235H135V237H133V238L136 240V242L134 241V239H131L132 236H134ZM155 236H156V238H153ZM179 236H181L182 239L185 242V243L183 242L184 245L182 243V246H183L182 249H181V242H180L181 238L178 239ZM23 237H25L26 239L23 238ZM28 237H30V238H28ZM104 237H105V235H104ZM117 237H120V238H118L119 240H117ZM149 237L151 238V240H150ZM1 238H2V235H1ZM57 238H59V239L56 240ZM66 238L70 239V240H67ZM93 238H95V237H93ZM140 238L143 239V237H140ZM160 238H161L162 242L159 240ZM167 238H169V239H167ZM152 239L153 240L155 239V240L153 241ZM190 240H192V241H190ZM98 241H100V242H98ZM127 241H129V243ZM151 241H153L152 244H151ZM198 241H200V242H198ZM113 242L116 243V244H114ZM119 242H121V244ZM138 242L139 243L141 242L143 244L142 245L141 244L138 245ZM179 242H180V244H177ZM189 242H190V244H191V242H195L194 244H191L192 250L190 248ZM225 242L227 243L226 239H225ZM130 243H132V244H130ZM135 243H137V244H135ZM159 243L161 244V246L163 244L162 248L159 247L160 250L156 247V246H160ZM208 243H210V244H208ZM229 243H230V241H229ZM8 244H9V247H8ZM87 244H88V246H87ZM125 244H127L126 247H125ZM5 245H7V246H5ZM84 245H86V247ZM98 245H100V246H98ZM116 245L117 246L119 245L120 247L118 246V248H117ZM175 245H176V247H174ZM194 245H195V247H194ZM199 245L201 247H198ZM209 245H210V247H209ZM217 245H218V243L216 244V246ZM228 245L231 246V247H229ZM33 246H35V247H33ZM77 246H78V248H77ZM204 246L206 247L205 249H204ZM211 246H213V247H211ZM92 247H93V249H92ZM111 247H112V249H110ZM135 248H137V249H135ZM114 249H116V250H114ZM107 250H108V252H110V255L107 252ZM119 250H118V252H119ZM208 250H209L210 254L208 253ZM18 251H20V252H18ZM38 251H39V253H38ZM179 251H181V254H183V255L180 256L179 255L180 254ZM184 251H186V252L183 253ZM193 251H196V252L198 251L197 252L198 254L195 252V254H196V255L194 254L195 257L192 254ZM205 251H206L207 254H205V256H203ZM14 253H15V255H14ZM136 253H137V256H136ZM173 253H175V254L178 253V255L177 254L175 255ZM186 253H187V255H186ZM31 254H32V256H31ZM119 254H121V253L119 252ZM149 254H151V252ZM19 255H20V257L21 256H23V257L27 256V257H24L26 260H23L22 259L23 257L20 258ZM104 255H105V257H104ZM192 255H193V257H192ZM196 256L198 257L199 260H197ZM31 257H33V258H31ZM34 257H36V258L38 257V259L35 261ZM218 257H221V258H218ZM223 257L224 258L226 257V258L224 259ZM19 258H20V260L18 261L17 259H19ZM28 258H29V261H27ZM11 259L13 261H11ZM117 259H118V257H117ZM182 259L185 262H183ZM99 260H101L100 261L101 263H98ZM118 260H120V259H118ZM191 260L193 261V263H192ZM206 260H208V261H206ZM225 260H226V262H225ZM235 260H237V261H235ZM93 261L94 262L97 261V262L94 263ZM187 262H189V263H187ZM119 264H121V263H119ZM126 264H128V263H126Z\"/></svg>","mask_w":264,"mask_h":264},{"label":"clouds","instance_id":"3","mask_svg":"<svg viewBox=\"0 0 264 264\" xmlns=\"http://www.w3.org/2000/svg\"><path fill=\"white\" fill-rule=\"evenodd\" d=\"M220 119L229 143L242 145L252 138L264 141V108L240 102L224 110Z\"/></svg>","mask_w":264,"mask_h":264}]
</instances>
